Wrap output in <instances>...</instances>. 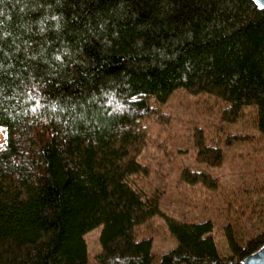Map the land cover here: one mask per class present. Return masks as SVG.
<instances>
[{
	"label": "trees",
	"instance_id": "trees-1",
	"mask_svg": "<svg viewBox=\"0 0 264 264\" xmlns=\"http://www.w3.org/2000/svg\"><path fill=\"white\" fill-rule=\"evenodd\" d=\"M180 94L205 116L191 122L199 166L179 174L199 218L167 209L153 181ZM0 128V264H241L264 245V169L230 185L213 169L264 161V9L0 0ZM154 234L170 247L156 253Z\"/></svg>",
	"mask_w": 264,
	"mask_h": 264
},
{
	"label": "rangeland",
	"instance_id": "rangeland-1",
	"mask_svg": "<svg viewBox=\"0 0 264 264\" xmlns=\"http://www.w3.org/2000/svg\"><path fill=\"white\" fill-rule=\"evenodd\" d=\"M167 109L171 110L175 116V121L171 124V128L169 129V131H166L168 133L167 144L170 147H174L170 151V154H172V156L170 157L171 159L167 156L159 154L163 158L162 160L157 158L152 160L153 166L159 168L162 172V175L158 178L154 177L153 181L156 182L157 179V182H159L162 187L166 188L164 206L167 209H170V211L172 210L176 214H181L182 216L199 218L205 214H209V210H205V207L200 203L197 204V202H194L196 203L194 204L192 202L189 203V200L186 202L183 201L185 200V197H188V195L185 193L184 188H182L181 186V179L179 174L181 167L186 164L191 166H199L196 160V155L194 153L192 133L193 127H191V122H196L198 118L202 120L205 118V116L201 111L199 104L186 99V96L182 94L176 97L173 103L169 105ZM159 131L162 132L160 130V126L154 124L153 134L156 135L159 133ZM5 140L6 131L4 130V128H0V146L5 143ZM255 146V142L254 146L253 144L251 146L236 145L237 148L235 149V151H237V149L240 152L243 151L244 154H240L243 156L248 151L247 149L253 150ZM260 146H263V143H261ZM234 147L235 146H233V148ZM233 148L231 149V151L233 150ZM261 160H259L255 156L253 159L246 157H232L231 160H229L228 163L221 168V170H213H215L214 173L217 177L223 180L226 184L230 185L242 176L245 177L247 175H250L249 178H253V175L256 172L261 173L264 169V161L261 162ZM210 207L211 205L206 206V208L209 209ZM221 224H223V222H221L219 226H217V239L220 243V246L224 243L223 236L220 232ZM99 234L100 228H96L86 234V240L88 242V250L90 255L95 254L100 247ZM165 236L166 237L163 238L162 236H159V234H154V251L156 253L165 251L172 244V239L167 235Z\"/></svg>",
	"mask_w": 264,
	"mask_h": 264
},
{
	"label": "water",
	"instance_id": "water-1",
	"mask_svg": "<svg viewBox=\"0 0 264 264\" xmlns=\"http://www.w3.org/2000/svg\"><path fill=\"white\" fill-rule=\"evenodd\" d=\"M253 1L259 8L264 9V6H262L264 5V0H260V3H257V0ZM241 264H264V245L260 249L243 259Z\"/></svg>",
	"mask_w": 264,
	"mask_h": 264
},
{
	"label": "snow or ice",
	"instance_id": "snow-or-ice-1",
	"mask_svg": "<svg viewBox=\"0 0 264 264\" xmlns=\"http://www.w3.org/2000/svg\"><path fill=\"white\" fill-rule=\"evenodd\" d=\"M257 3H260V0H257ZM262 6H264V5H262ZM0 147H2V146H0Z\"/></svg>",
	"mask_w": 264,
	"mask_h": 264
}]
</instances>
